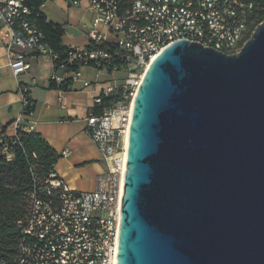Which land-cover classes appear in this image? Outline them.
<instances>
[{
	"label": "water",
	"instance_id": "1",
	"mask_svg": "<svg viewBox=\"0 0 264 264\" xmlns=\"http://www.w3.org/2000/svg\"><path fill=\"white\" fill-rule=\"evenodd\" d=\"M117 264H264V20L237 52L180 39L146 69Z\"/></svg>",
	"mask_w": 264,
	"mask_h": 264
},
{
	"label": "built area",
	"instance_id": "2",
	"mask_svg": "<svg viewBox=\"0 0 264 264\" xmlns=\"http://www.w3.org/2000/svg\"><path fill=\"white\" fill-rule=\"evenodd\" d=\"M69 5L86 1L93 13L88 29L97 43L109 41L134 62L128 69L118 64L112 72L128 71L123 80L114 77L101 94L123 88V98L103 112L92 109L86 128L101 150L106 169L99 172L93 189H76L56 171L30 192L29 208L19 219L21 239L18 264H117L128 143L133 99L147 66L169 44L180 39L202 42L228 53L241 49L253 31L249 15L253 3L245 0H66ZM0 24L9 27L12 41L52 58L44 33L31 17L26 0H0ZM106 27L109 38L102 31ZM118 52V51H117ZM113 54L104 48H76L74 57L94 60L109 72ZM9 65L17 76L32 69L23 51H11ZM1 67V63H0ZM81 75V67L72 71ZM57 80L62 77L53 74ZM23 112L33 104L30 89L20 86ZM101 94L96 102H101ZM30 113L26 114H31ZM25 113V112H24ZM33 129V125L24 126ZM67 152V149L64 150Z\"/></svg>",
	"mask_w": 264,
	"mask_h": 264
},
{
	"label": "crops",
	"instance_id": "3",
	"mask_svg": "<svg viewBox=\"0 0 264 264\" xmlns=\"http://www.w3.org/2000/svg\"><path fill=\"white\" fill-rule=\"evenodd\" d=\"M48 20L65 25L64 41L82 49L90 41L88 29L93 13L86 1L69 5L66 0H47L41 6ZM102 31L109 38L106 27ZM8 26L0 24V132L13 136L19 125H33L61 154L55 171L72 187L81 190L93 189L99 172L106 169V162L96 142L86 128V117L95 105L96 97L110 84L117 73L99 70L92 65H83L81 75L74 78L69 89L49 88L53 74L59 77L73 76L63 68L55 70L51 57L36 53L30 47L11 44ZM11 51H23L32 69L19 76L9 65ZM27 85L36 101L31 114L23 112L20 86ZM67 149L65 153L64 150Z\"/></svg>",
	"mask_w": 264,
	"mask_h": 264
},
{
	"label": "trees",
	"instance_id": "4",
	"mask_svg": "<svg viewBox=\"0 0 264 264\" xmlns=\"http://www.w3.org/2000/svg\"><path fill=\"white\" fill-rule=\"evenodd\" d=\"M47 0H26L31 9V17L36 20L44 33L43 41L47 42L53 50L52 60L55 70L63 68L74 71L83 65H94V60H84V57H74L75 47L67 44L63 39L65 25L48 20L41 6ZM253 3L249 22L254 30L264 20V0H245ZM252 33V32H251ZM248 35L247 39L250 37ZM87 49L104 48L113 55L112 66L118 64L121 69H128L134 62V57L128 58L118 44L104 41L97 43L90 38ZM118 51V52H117ZM74 78L66 76L62 80L51 77L48 87L69 89ZM123 88L119 87L113 93L101 94V102H95L92 110L101 113L103 110L121 100ZM32 97V96H31ZM33 99V98H32ZM36 101L29 105L24 112L35 110ZM60 153L47 141V139L34 129L27 130L19 125L17 133L13 136L6 134L5 127L0 132V264H18L17 255L21 239V225L19 219L23 218L29 208L30 192L42 184L55 171Z\"/></svg>",
	"mask_w": 264,
	"mask_h": 264
},
{
	"label": "rangeland",
	"instance_id": "5",
	"mask_svg": "<svg viewBox=\"0 0 264 264\" xmlns=\"http://www.w3.org/2000/svg\"><path fill=\"white\" fill-rule=\"evenodd\" d=\"M254 31V30H253ZM252 31V32H253ZM252 34V33H251ZM129 74H128V71H127V73H126V71L125 70H123V71H121V72H118L117 73V77L119 78V80H123V78L125 77V76H128Z\"/></svg>",
	"mask_w": 264,
	"mask_h": 264
},
{
	"label": "bare ground",
	"instance_id": "6",
	"mask_svg": "<svg viewBox=\"0 0 264 264\" xmlns=\"http://www.w3.org/2000/svg\"><path fill=\"white\" fill-rule=\"evenodd\" d=\"M134 101H135V99H133V105H134ZM129 135H130V127L127 129V132H126V141H127V143L129 142Z\"/></svg>",
	"mask_w": 264,
	"mask_h": 264
}]
</instances>
